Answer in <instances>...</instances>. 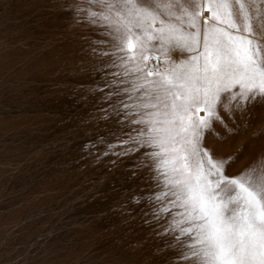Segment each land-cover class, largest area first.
<instances>
[{"label": "rangeland", "instance_id": "374dc122", "mask_svg": "<svg viewBox=\"0 0 264 264\" xmlns=\"http://www.w3.org/2000/svg\"><path fill=\"white\" fill-rule=\"evenodd\" d=\"M89 8L101 10L89 0H0V264H190L180 257L191 237L170 229L180 210L159 213L150 199L163 191L151 149H108L144 126L121 123L132 75L103 55L113 41ZM217 111L227 127L214 120L203 147L233 157L225 175L264 171V99Z\"/></svg>", "mask_w": 264, "mask_h": 264}, {"label": "snow or ice", "instance_id": "6c2138e0", "mask_svg": "<svg viewBox=\"0 0 264 264\" xmlns=\"http://www.w3.org/2000/svg\"><path fill=\"white\" fill-rule=\"evenodd\" d=\"M89 3L101 10L89 8L87 19L95 24L98 17L113 41L103 55H113L123 75H132L131 87L121 90L130 101L121 104V123L144 126L108 149L122 146L117 155L151 149L144 155L163 191L150 199L160 203L159 213L178 208L170 229L179 231L177 240L191 237L180 259L264 264V171L250 166L225 175L233 157L214 158L203 147L213 121L224 124L218 106L231 114L233 105L242 111L264 99V7L256 0ZM175 48L191 55L172 61Z\"/></svg>", "mask_w": 264, "mask_h": 264}, {"label": "bare ground", "instance_id": "6f19581e", "mask_svg": "<svg viewBox=\"0 0 264 264\" xmlns=\"http://www.w3.org/2000/svg\"><path fill=\"white\" fill-rule=\"evenodd\" d=\"M208 13H207V11L205 10L204 12H203V15H207Z\"/></svg>", "mask_w": 264, "mask_h": 264}]
</instances>
